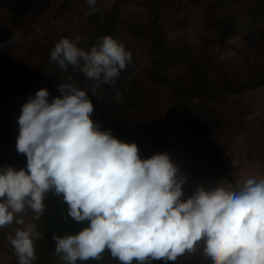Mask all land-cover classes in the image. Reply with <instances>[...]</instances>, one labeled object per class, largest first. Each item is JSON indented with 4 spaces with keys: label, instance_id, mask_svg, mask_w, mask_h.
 Instances as JSON below:
<instances>
[{
    "label": "clouds",
    "instance_id": "1",
    "mask_svg": "<svg viewBox=\"0 0 264 264\" xmlns=\"http://www.w3.org/2000/svg\"><path fill=\"white\" fill-rule=\"evenodd\" d=\"M87 4L89 15L100 11L97 0ZM78 42L60 39L50 59L92 81L93 95L132 62L131 51L110 35L90 50ZM58 90L51 102L41 88L22 105L16 147L27 156L26 170L0 168V228L21 226L9 237L18 264H33L34 241L43 238L20 214L30 209L38 219L47 192L62 197L74 221L88 222L76 235L53 234L65 264L101 259L105 249L120 264L176 261L201 241L212 264H264V179L248 178L236 190L199 187L182 200L184 181L169 154L141 159L135 142L92 120L86 89L62 82Z\"/></svg>",
    "mask_w": 264,
    "mask_h": 264
},
{
    "label": "trees",
    "instance_id": "2",
    "mask_svg": "<svg viewBox=\"0 0 264 264\" xmlns=\"http://www.w3.org/2000/svg\"><path fill=\"white\" fill-rule=\"evenodd\" d=\"M131 1H143L146 5L144 17L123 15L128 13L122 9L124 4ZM230 0H114L110 8L104 9V4L97 0L100 11L89 15V7L85 15L89 22L88 34L77 36L78 47L90 50L99 38L110 35L116 40L118 36L133 37L143 41L145 47L135 53L132 46L124 45L132 53V62L121 71L114 84H102L105 90L114 92L124 91L125 107H130V114L137 119H151L150 125L136 121L137 124L125 125L116 128L104 125L102 119L95 120L101 125V130L111 131L116 138L138 145L141 159H147L157 153L169 154L177 174L184 177L192 176L197 172L196 156L211 154L222 167L225 164L220 157L216 144L232 134V121L229 110L234 105L242 106L239 97L253 95L264 86V0H250L242 12L230 9ZM206 4L210 15L215 16L211 30L217 37L240 35L251 22L256 25L255 38L252 46L247 49L244 65L240 69L229 68L226 65L215 63L209 54L202 57L190 46L180 44L170 39L169 28L177 27L178 12L186 13L189 6ZM25 0H17L13 7L14 17L19 20L23 14ZM224 3V5H223ZM12 19L13 22L17 21ZM169 23V24H168ZM124 27L122 32L118 27ZM125 35H122V34ZM81 35V34H80ZM48 39L47 43H36L39 52V64L34 71L40 78L46 69L54 68L55 75L60 67L50 59V53L55 44L62 38ZM130 37V38H131ZM73 39V42L77 41ZM145 73L139 83L126 86L125 75L135 72ZM215 71L219 76H215ZM65 81L79 88H84L92 81L82 73L68 67ZM72 79L69 81L68 77ZM123 78V79H121ZM33 80L30 73L19 74L15 70L0 74V166H11L15 170L27 168L26 154L17 151V137L20 126L18 119L22 114V105L30 97L24 94L27 84ZM122 80L124 88L120 89ZM239 96V97H238ZM109 94L97 97L93 102L99 111L113 113V106ZM49 102L53 99L49 98ZM248 121V118H247ZM247 127V125H246ZM245 127V128H246ZM244 128V130H245ZM160 134L161 138H155ZM184 149L181 150V149ZM18 160V163H15ZM227 171V181L234 185V180ZM192 184L194 194L199 187L210 188L200 183ZM236 186V184H235ZM45 208L37 219L36 228L42 234L41 239L34 241L36 259L33 264H65L62 254L56 252V241L53 234L64 238L76 235L88 222L78 223L68 216V206L61 196L53 192L44 195ZM110 260L119 261L105 249L101 259L77 260L76 264H108ZM146 264H187V262L155 260Z\"/></svg>",
    "mask_w": 264,
    "mask_h": 264
},
{
    "label": "rangeland",
    "instance_id": "3",
    "mask_svg": "<svg viewBox=\"0 0 264 264\" xmlns=\"http://www.w3.org/2000/svg\"><path fill=\"white\" fill-rule=\"evenodd\" d=\"M99 1L104 4V9L110 8L114 2V0ZM249 1L230 0L228 3L232 5L230 9L242 12ZM16 2L17 0H0V74L11 70H15L19 74L30 73L33 75V80L26 85L24 94L34 97L39 89L47 88L50 94L49 98L54 99L61 95L58 85L65 81L66 73L59 69L55 75L53 74L55 69L49 68L45 70L42 77H36L34 71L39 64L36 43H47L48 39L44 37L56 40L67 36L66 38L73 41L77 36L88 34L91 30L85 15L88 7L87 0H25L23 14L19 20L13 18L12 9ZM205 5H202L201 2L198 5L189 6L186 13L178 12V20L181 23L176 28H169L170 39L190 46L197 51L201 58L209 54L219 65L240 69L244 65L247 49L252 46L251 40L255 38L256 25L251 22L240 35H231L226 38L217 37V34L211 30L215 16L210 15L211 13ZM122 6H124L122 9L128 12L123 15L133 17L134 13V17L137 18L145 15L146 5L143 1H131ZM12 19L17 21L13 22ZM123 28V26L118 27L121 32ZM118 37L120 38L119 42L123 45L132 46L135 53L141 52L145 47L143 41H137L131 36L130 38L129 35ZM145 75L141 71L135 72L133 75H125V85L130 87L131 83H139V80ZM215 76H219L218 71H215ZM90 85L88 83L84 89L87 90L88 98L92 103L96 97L100 101L103 95L109 94L108 98L113 106V113L109 115L106 111H99L93 103L94 110L90 115L95 120L102 119L104 125L116 128L137 124L136 121L154 127L150 125L153 120L137 119L130 114V107H125L123 104L126 99L124 91L105 90L101 84L96 90L97 95H93ZM119 86L120 89L124 88L122 80L119 82ZM239 100L243 102V105L233 104L229 110L232 134L215 143L225 167L218 164L212 153L200 157V153H194L197 159V172L189 177L176 173L177 179L184 181L182 200H187L193 195L191 183L201 182L203 186L210 189L222 186L236 190L248 178H255L257 181L264 179V86L255 91L253 95L239 97ZM161 137L160 134L155 135V138ZM181 150L184 151L183 148ZM15 163H18V160H15ZM24 163H27V159ZM0 168L3 167L0 166ZM227 169L234 180V185L227 181ZM20 215L23 216L26 223H36V216L30 209ZM17 227L21 226L13 223L0 228V264H18V259L9 240L10 236L15 235ZM177 260L187 262V264H212L211 260L206 258L203 253L202 241L197 244L195 252H186ZM108 264H120V261L110 260ZM132 264H137V262L133 261Z\"/></svg>",
    "mask_w": 264,
    "mask_h": 264
}]
</instances>
